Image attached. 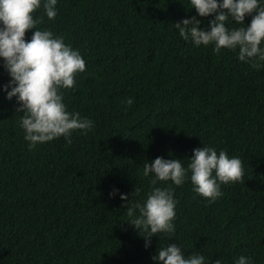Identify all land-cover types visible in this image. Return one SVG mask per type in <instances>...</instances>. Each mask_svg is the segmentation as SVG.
<instances>
[{
	"label": "trees",
	"instance_id": "trees-1",
	"mask_svg": "<svg viewBox=\"0 0 264 264\" xmlns=\"http://www.w3.org/2000/svg\"><path fill=\"white\" fill-rule=\"evenodd\" d=\"M56 7L52 20L35 10L36 27L80 51L85 70L61 92L67 109L93 126L74 130L71 143L61 136L29 149L15 98L0 91V264H156L151 256L167 243L185 255L200 251L206 264L240 255L264 264V68L180 37L173 23L197 15L189 0H58ZM197 19L206 28L212 17ZM8 79L0 62V85ZM202 144L240 157L242 178L221 184L213 201L188 180L172 185L175 231L154 234L146 249L126 221L125 202L109 191L135 188L129 199H143L144 163L161 156L186 165Z\"/></svg>",
	"mask_w": 264,
	"mask_h": 264
},
{
	"label": "clouds",
	"instance_id": "clouds-1",
	"mask_svg": "<svg viewBox=\"0 0 264 264\" xmlns=\"http://www.w3.org/2000/svg\"><path fill=\"white\" fill-rule=\"evenodd\" d=\"M57 3L58 0H0V62L9 77L7 83L0 85V91L9 101L15 98V111L22 114L19 126L29 149L61 136L71 143L74 130H82L83 134L93 126L90 119L67 109L61 92L72 88L76 73L85 70L80 51L66 44L62 36L36 27L40 18L33 16L34 11L42 7L44 15L52 20L57 16ZM189 3L197 15L173 23L180 37L190 39L195 47L211 45L214 53L221 49L235 51L237 59L252 69L264 68V0H189ZM197 16L212 19L206 28H201ZM246 16L251 17L250 23H244ZM229 22L239 26L229 27ZM27 30L32 31L26 40ZM126 102L132 104L133 99ZM143 175L150 177L149 191L143 199H129L138 195L135 188L131 195H125L113 187L108 195L111 198L119 194L125 202L123 207L129 218L126 221L144 238L147 249L154 234L175 231L176 200L172 185L181 186L188 180L193 192L213 201L223 194L221 184L242 178L243 167L240 157L202 144L192 149L186 165L182 159L157 156L144 163ZM181 246L167 243L157 249L151 260L156 264H206L200 251L185 255ZM210 264H222V260L218 258ZM232 264L252 262L240 255L233 258Z\"/></svg>",
	"mask_w": 264,
	"mask_h": 264
}]
</instances>
